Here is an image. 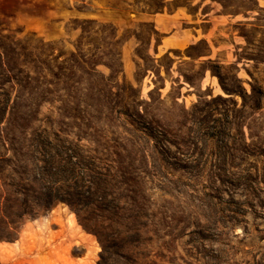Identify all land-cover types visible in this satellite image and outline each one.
<instances>
[{
	"label": "rangeland",
	"instance_id": "obj_1",
	"mask_svg": "<svg viewBox=\"0 0 264 264\" xmlns=\"http://www.w3.org/2000/svg\"><path fill=\"white\" fill-rule=\"evenodd\" d=\"M225 2L0 0L2 40L71 51L85 19L104 25L86 36L119 87L31 102L0 76V107L17 105L0 109V264H264V0ZM137 111L154 136L124 121ZM16 170L75 206L13 228Z\"/></svg>",
	"mask_w": 264,
	"mask_h": 264
},
{
	"label": "trees",
	"instance_id": "obj_2",
	"mask_svg": "<svg viewBox=\"0 0 264 264\" xmlns=\"http://www.w3.org/2000/svg\"><path fill=\"white\" fill-rule=\"evenodd\" d=\"M220 1L227 7L225 0ZM245 9L255 10V6ZM91 24H97L99 30L97 33L102 31V27H104L96 20L85 19L83 25H81V39L79 43L74 44L75 48L71 51L60 48L56 41H46L39 37L18 40L0 39V76L8 75L6 82L10 84V87L17 92L22 90L31 102L34 100L49 103L61 101L65 104L67 100L77 99L79 95L90 96L93 92L94 95L106 97L109 94L118 95V85H114L109 89L107 83L103 82L105 75L97 69L99 65L106 63L94 59V55L91 54L89 45L92 43L86 36L88 33L87 26ZM108 66L112 70V65ZM99 77H102V80L98 79L96 81V78ZM6 82L0 81V85L6 84ZM9 108L16 110L17 105L12 106L6 103V107H0L2 111ZM143 118L141 111L124 113V121L139 125L140 130H143L149 137L154 136L146 131L151 127L148 126L150 123H146ZM39 142L40 146L36 147V151L42 153L44 159L37 157V160L39 162L43 161L46 165L56 166V157L59 154L56 153L54 156L48 150H42L41 142L43 141L39 140ZM45 153L49 158L46 157ZM49 169L48 167L45 168L48 172ZM50 172L51 176L54 177H49V174H47V179L42 178V180L56 181L55 172ZM15 173L22 180L20 187H18V184L13 183L16 186V192L26 198L22 203L18 202L17 196L13 199L17 207H13L8 214L12 219L9 223L13 228H17V224L21 223L24 218L36 217L43 210L51 208L56 200L66 201L71 207L75 206L76 196L74 194L57 193L56 188L53 186H49L45 191H37L34 189V185L31 183L33 180L28 177L30 176L28 173L25 171L20 173L17 170Z\"/></svg>",
	"mask_w": 264,
	"mask_h": 264
},
{
	"label": "crops",
	"instance_id": "obj_3",
	"mask_svg": "<svg viewBox=\"0 0 264 264\" xmlns=\"http://www.w3.org/2000/svg\"><path fill=\"white\" fill-rule=\"evenodd\" d=\"M164 17H155V23L158 28H165L162 26L161 22L163 21Z\"/></svg>",
	"mask_w": 264,
	"mask_h": 264
}]
</instances>
